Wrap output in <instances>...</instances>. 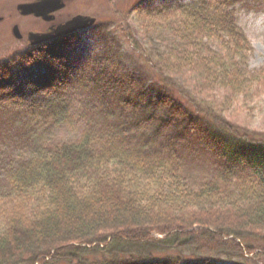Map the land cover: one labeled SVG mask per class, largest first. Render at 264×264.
Listing matches in <instances>:
<instances>
[{
	"label": "trees",
	"instance_id": "trees-1",
	"mask_svg": "<svg viewBox=\"0 0 264 264\" xmlns=\"http://www.w3.org/2000/svg\"><path fill=\"white\" fill-rule=\"evenodd\" d=\"M235 1L136 8L141 30L173 40L150 60L154 100L107 53L77 72L47 58L34 98L12 92L0 65V111L21 109L24 136L71 124L74 91L85 95L76 140L38 142L7 169L0 264H264V137L224 116L264 86ZM196 140L218 159L199 186L182 174Z\"/></svg>",
	"mask_w": 264,
	"mask_h": 264
},
{
	"label": "rangeland",
	"instance_id": "rangeland-1",
	"mask_svg": "<svg viewBox=\"0 0 264 264\" xmlns=\"http://www.w3.org/2000/svg\"><path fill=\"white\" fill-rule=\"evenodd\" d=\"M38 1H50L52 6L48 7V3L43 2L44 5L39 9L25 11L24 5ZM191 1L194 0H0V65L6 71L2 82L10 85L12 92L34 98L38 95L39 85L51 73L47 58H52L57 66L64 64L71 72H77L76 68L83 66L86 61L95 62L103 53H107L141 82L144 97L154 100L158 94V84L151 72L150 60L156 52L172 44L173 40L162 29L141 30L136 21V8L156 9ZM232 8L237 25L252 47L248 56L249 67L255 70L264 68V0H236ZM74 18L83 19L86 24L43 44L31 43L37 34L53 30V27H70ZM14 25L18 26L21 38L15 37L12 31ZM39 51L44 56L38 55ZM177 80L182 84L179 86L189 94L190 91L194 92L198 84L188 75L177 76ZM204 96L209 94L204 93ZM84 97L80 89L74 91L71 124L52 128L28 124L26 129L30 133L27 136H24L22 118L14 120L13 117L18 111L21 114V109L15 111L4 108V111H0V191L9 187L7 169L14 161L27 156L26 153L36 143L74 141L80 136L85 128V119L79 116ZM249 101L246 106L235 103L224 116L235 123L238 129L249 131L257 139L263 138L264 86L254 92ZM194 145L197 153L193 154L192 159L191 156L186 160L190 159L185 164L186 169L182 167V174L194 186H199L212 176L211 165L218 159L211 156L200 140L193 141V149Z\"/></svg>",
	"mask_w": 264,
	"mask_h": 264
},
{
	"label": "water",
	"instance_id": "water-1",
	"mask_svg": "<svg viewBox=\"0 0 264 264\" xmlns=\"http://www.w3.org/2000/svg\"><path fill=\"white\" fill-rule=\"evenodd\" d=\"M37 7H38V5H36L34 3L24 5V9H25L26 12L33 11ZM85 24H86L85 20H83V19H75L74 18L73 22L70 25V27H66V28H63V29H60V30H56L53 33L37 34L35 36V38H34V41H32V43H36V42H39V41H42V40L50 39V38H53V37L58 36L60 34L70 32L72 30H75L76 28L82 27ZM12 31H13L15 37H18V38L20 37V33L18 32V27L16 25L13 26Z\"/></svg>",
	"mask_w": 264,
	"mask_h": 264
},
{
	"label": "flooded vegetation",
	"instance_id": "flooded-vegetation-1",
	"mask_svg": "<svg viewBox=\"0 0 264 264\" xmlns=\"http://www.w3.org/2000/svg\"><path fill=\"white\" fill-rule=\"evenodd\" d=\"M50 6H52L51 3L48 4V7H50ZM48 29H49V27H48ZM52 29H53V31H54L56 28L53 27ZM49 31H51V30L44 31V32H42V33L49 32ZM44 42H47V41H44ZM44 42H41V43L43 44ZM41 43H39V44H41Z\"/></svg>",
	"mask_w": 264,
	"mask_h": 264
}]
</instances>
